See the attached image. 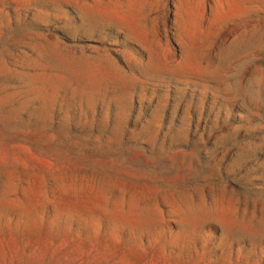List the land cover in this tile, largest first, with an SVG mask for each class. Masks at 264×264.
Returning <instances> with one entry per match:
<instances>
[{"label": "rangeland", "instance_id": "rangeland-1", "mask_svg": "<svg viewBox=\"0 0 264 264\" xmlns=\"http://www.w3.org/2000/svg\"><path fill=\"white\" fill-rule=\"evenodd\" d=\"M0 264H264V0H0Z\"/></svg>", "mask_w": 264, "mask_h": 264}]
</instances>
